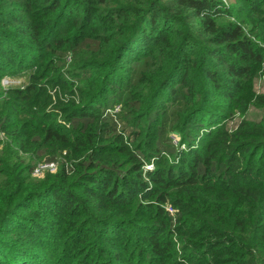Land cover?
<instances>
[{"label":"trees","instance_id":"obj_1","mask_svg":"<svg viewBox=\"0 0 264 264\" xmlns=\"http://www.w3.org/2000/svg\"><path fill=\"white\" fill-rule=\"evenodd\" d=\"M261 78L264 0H0V264H264Z\"/></svg>","mask_w":264,"mask_h":264},{"label":"rangeland","instance_id":"obj_2","mask_svg":"<svg viewBox=\"0 0 264 264\" xmlns=\"http://www.w3.org/2000/svg\"><path fill=\"white\" fill-rule=\"evenodd\" d=\"M232 2L234 3V0H227V4H232ZM14 79L17 81V83H15L13 85H17V86L20 85L21 87H24L25 81H28L29 78L28 77H22V78H14ZM256 90L259 93H264V78H261V79L256 81ZM116 105H118V104H116ZM114 107H112L110 109H113ZM263 115H264V109L263 108L252 107V109L248 112L247 117L250 119H253V120H260ZM239 119L240 118L238 117L236 120L230 122L229 123L230 127H234L238 123ZM174 136L178 137V135H174Z\"/></svg>","mask_w":264,"mask_h":264},{"label":"built area","instance_id":"obj_3","mask_svg":"<svg viewBox=\"0 0 264 264\" xmlns=\"http://www.w3.org/2000/svg\"><path fill=\"white\" fill-rule=\"evenodd\" d=\"M220 1H223L224 3L227 4V0H220ZM3 85L5 87H10V86H13V84L17 83V81L14 79V78H11V77H5L2 81ZM115 108V109H114ZM113 109H108V112H111L112 114H115L117 112L120 111L121 109V105L118 104L114 107ZM172 138L174 140V143L178 144L179 143V137H176L174 135H172ZM153 164H148L146 166L147 169H151L153 168ZM45 168H51V170H55L56 168V165L51 163V164H41L35 171V174L36 175H40L42 170L45 169ZM168 210L171 211L172 213H175V209L172 207V206H168Z\"/></svg>","mask_w":264,"mask_h":264}]
</instances>
